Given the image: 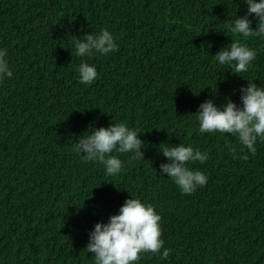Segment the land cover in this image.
I'll use <instances>...</instances> for the list:
<instances>
[{
	"label": "trees",
	"instance_id": "trees-1",
	"mask_svg": "<svg viewBox=\"0 0 264 264\" xmlns=\"http://www.w3.org/2000/svg\"><path fill=\"white\" fill-rule=\"evenodd\" d=\"M246 11L243 0H0L13 71L0 79V264H94L89 231L130 196L153 204L170 250L136 264H264V140L249 153L230 133H200L195 117L206 99L242 106L241 85L264 84V40L228 32ZM101 28L118 48L76 56V36ZM233 40L256 50L240 75L212 56ZM82 59L97 68L88 84L78 81ZM119 122L138 131L144 158L113 153L121 173L72 150ZM162 143L207 151L187 165L207 183L182 194L160 173Z\"/></svg>",
	"mask_w": 264,
	"mask_h": 264
},
{
	"label": "clouds",
	"instance_id": "clouds-1",
	"mask_svg": "<svg viewBox=\"0 0 264 264\" xmlns=\"http://www.w3.org/2000/svg\"><path fill=\"white\" fill-rule=\"evenodd\" d=\"M247 5L245 15L232 20L228 28L231 34L242 37L249 35L264 40V0H243ZM257 18L256 27L252 28V19ZM73 48L78 57L91 58L94 54H108L118 48L112 33L101 28L99 33H86L73 41ZM219 65L226 66L232 73L240 75L246 72L256 57V50L246 44L233 40L230 46L222 47L212 55ZM78 81L91 83L97 78L95 64L82 59L77 69ZM13 76L7 59V49L0 48V79ZM240 101L237 105L231 98L222 106L212 99H206L198 106L195 113L200 133H230L249 153L255 154L257 140H264V84L257 85L248 80L241 85ZM142 140L134 128L124 122L110 123L107 127L92 128L90 134L81 135L73 143L72 150L84 161L100 162L104 165L106 175L121 173L124 164L113 153H130L129 161L144 159ZM228 150L236 155L235 147L229 145ZM159 151L167 162L159 165L161 175L177 185L182 194L193 193L198 186L207 183L206 174L199 169L188 167V162L203 163L208 158L207 151L193 148L191 144L162 143ZM242 158L247 159V155ZM161 216L153 204L138 198H126L116 214L108 217L107 222H96L88 233L85 249L94 257V264H136L144 253H159L167 258L169 249L163 247ZM162 249V250H161Z\"/></svg>",
	"mask_w": 264,
	"mask_h": 264
}]
</instances>
